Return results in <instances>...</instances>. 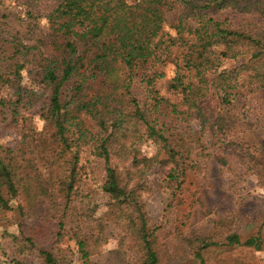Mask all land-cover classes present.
Returning a JSON list of instances; mask_svg holds the SVG:
<instances>
[{
	"label": "trees",
	"instance_id": "16d2710c",
	"mask_svg": "<svg viewBox=\"0 0 264 264\" xmlns=\"http://www.w3.org/2000/svg\"><path fill=\"white\" fill-rule=\"evenodd\" d=\"M149 7L156 9V21L147 18ZM27 14L20 20L0 2V89L6 92L0 97V125L8 123L19 134L13 147L0 144V210H10L13 201L19 215L26 216L38 199L53 210L56 190L65 200L54 213L56 235L74 242L79 264H100L95 256L109 240V222L121 225L120 237L102 264H164L169 255L159 249L149 226L140 197L143 182L130 181L159 163V155L141 159L139 149L152 141L169 156L164 181L171 190H180L188 155L181 157L173 139L178 124L193 119L202 131L225 132L227 117L217 115L211 122L200 102L214 93L220 106L232 108L249 91L247 80L264 88V0H57L43 15L45 30ZM22 22L23 29L18 28ZM120 44L132 58L119 50ZM225 59L234 66L224 68ZM21 64L28 67L32 82L51 86L48 95L22 83ZM168 64L166 91L173 99L156 88ZM96 66L99 71H93ZM136 87L143 100L137 98ZM83 97L89 98L87 105ZM110 97L131 108L136 122L129 123L125 111L111 107ZM30 111L44 129H26ZM86 149L104 165L101 215L95 214L94 205L70 209L81 197L79 180L58 181L52 173L68 153L75 171L79 153ZM138 163L142 170L132 171ZM185 240L200 264L208 261L201 251L218 246L209 237ZM225 241L219 244L234 250L261 246L258 237L241 242L233 233ZM27 248L21 245L18 253ZM232 252H226L231 259L222 264H249L233 258ZM38 256L42 264H67L51 251L38 250Z\"/></svg>",
	"mask_w": 264,
	"mask_h": 264
},
{
	"label": "rangeland",
	"instance_id": "374dc122",
	"mask_svg": "<svg viewBox=\"0 0 264 264\" xmlns=\"http://www.w3.org/2000/svg\"><path fill=\"white\" fill-rule=\"evenodd\" d=\"M8 12L20 20H26L28 12L33 14L32 21L39 29L45 30L43 15L47 13L57 0H0ZM147 18L156 21L155 8H147ZM24 22L18 24L23 29ZM167 29V28H166ZM36 32H38L36 30ZM119 50L127 57H133L124 44ZM234 63L224 60L223 67H233ZM171 65L164 68L165 76L160 78L156 88L161 95L173 99L166 91L168 79L171 76ZM23 78L22 83L35 91H45L48 95L51 86L47 83L32 82L28 75V67L22 64L18 67ZM93 71H99L94 67ZM247 80L246 77H242ZM249 91L243 98H237L233 107L220 106L218 96L210 93L200 102L208 119L212 122L217 115L226 116L225 132L202 131L196 120L189 119L178 124L174 134V142L179 146L181 157L185 159V171L180 190L173 191L164 181L171 166V160L164 152H159L152 141H145L139 151L141 159L159 155L158 162L144 175H132L131 183L139 185L141 200L149 218V226L155 229L159 249L169 255L164 264H200V260L192 255L194 247L185 240L192 236L209 237L218 246L204 249L202 256L208 259L207 264H222L231 258L226 252L232 250V257L249 264H264V88L259 89L254 81L247 80ZM5 89H0V97L5 95ZM139 100L144 99V93L139 87L135 90ZM88 97L82 98V104L87 105ZM108 103L117 110L125 111L129 123L136 122L132 110L121 100L110 97ZM26 129L42 130V122L30 111L26 114ZM229 123V125H228ZM19 141L18 130L8 123L0 125V144L13 147ZM233 145H241V151ZM73 155L68 153L60 158L53 168L55 178H78L76 188L81 197L70 204V209L81 211L94 205L95 214L104 213L106 196L100 190L105 173L100 159L89 154L88 150L79 153L78 166L72 171ZM118 162V159H116ZM138 163L132 171L142 170ZM14 176V173L12 174ZM56 206L50 210L44 199H38L32 204V210L27 209L26 216H20L16 202H11L10 210H0V262L3 264H42L38 250L51 251L67 264H79L74 242L56 235L54 213L61 211L65 200L55 190ZM121 225L109 222L107 244L98 249L95 260L102 264L107 252L112 250L120 237ZM236 234L243 242L250 237L260 238V250L239 249L226 244V235ZM16 237V241L13 240ZM30 240L32 247L26 240ZM130 240L127 239L129 245ZM14 244V245H13ZM27 244V250L18 253V248ZM166 257V256H165Z\"/></svg>",
	"mask_w": 264,
	"mask_h": 264
}]
</instances>
